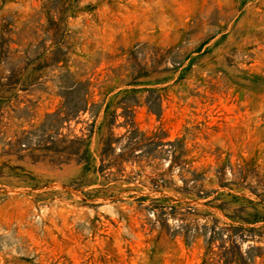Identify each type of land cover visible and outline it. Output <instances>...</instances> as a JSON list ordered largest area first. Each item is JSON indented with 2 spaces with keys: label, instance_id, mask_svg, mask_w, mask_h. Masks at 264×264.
<instances>
[{
  "label": "rangeland",
  "instance_id": "1",
  "mask_svg": "<svg viewBox=\"0 0 264 264\" xmlns=\"http://www.w3.org/2000/svg\"><path fill=\"white\" fill-rule=\"evenodd\" d=\"M0 264H264V0H0Z\"/></svg>",
  "mask_w": 264,
  "mask_h": 264
},
{
  "label": "trees",
  "instance_id": "2",
  "mask_svg": "<svg viewBox=\"0 0 264 264\" xmlns=\"http://www.w3.org/2000/svg\"><path fill=\"white\" fill-rule=\"evenodd\" d=\"M225 208V207H224ZM234 211V217H236V218H239V219H242V220H244V221H246V222H249V217H242L239 213H238V211L237 210H233ZM213 231H215V233H219L218 231H216V230H214L213 229ZM230 238H232V235L230 234V236H229ZM211 238H213V236L211 237ZM225 241V240H224ZM233 246H236V244H233ZM232 247V246H231ZM225 249H227V247L224 245V250ZM223 252H225V251H223Z\"/></svg>",
  "mask_w": 264,
  "mask_h": 264
}]
</instances>
